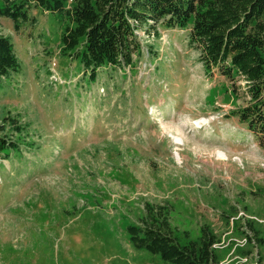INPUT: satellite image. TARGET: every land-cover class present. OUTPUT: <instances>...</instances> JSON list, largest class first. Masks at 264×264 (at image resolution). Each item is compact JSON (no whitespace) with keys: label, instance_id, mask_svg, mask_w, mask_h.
I'll return each mask as SVG.
<instances>
[{"label":"rangeland","instance_id":"obj_1","mask_svg":"<svg viewBox=\"0 0 264 264\" xmlns=\"http://www.w3.org/2000/svg\"><path fill=\"white\" fill-rule=\"evenodd\" d=\"M28 15L18 30L0 18L22 66L0 82V125L18 119L14 137L45 149L0 155V264H168L125 232L145 204L165 205L182 241L207 226L219 264H264V244L245 239L248 220L264 239V149L231 116L242 97L207 75L187 34L139 31L155 59L90 83L62 54L60 12Z\"/></svg>","mask_w":264,"mask_h":264},{"label":"trees","instance_id":"obj_2","mask_svg":"<svg viewBox=\"0 0 264 264\" xmlns=\"http://www.w3.org/2000/svg\"><path fill=\"white\" fill-rule=\"evenodd\" d=\"M32 6L60 12L66 22L59 38L62 54L79 63L81 79L90 83L109 69L135 68L141 59H155L157 43L144 42L145 57L139 31L153 40L162 30L185 32L187 47L197 52L207 75L214 71L226 78L232 84L231 91L242 97L244 103L233 108L231 116L264 149V0H0V18H9L18 30L23 22H35L28 15ZM21 69L13 42L0 34V82ZM235 80L243 84L236 86ZM3 121V158L20 156L22 147L28 151L45 149L28 137H14L24 132L18 119L5 116ZM0 168L4 176L5 166ZM144 206L137 222L124 228L134 248L157 255L168 264H219L214 248L219 238L207 226L202 227L198 239L186 235L188 239L182 241L172 228L165 205ZM247 224L252 231L251 236L245 233L248 243L253 240L263 245L253 221ZM251 252L245 250L247 255Z\"/></svg>","mask_w":264,"mask_h":264}]
</instances>
